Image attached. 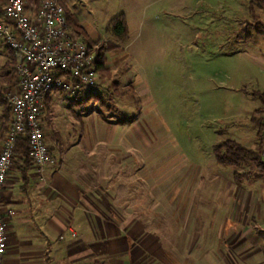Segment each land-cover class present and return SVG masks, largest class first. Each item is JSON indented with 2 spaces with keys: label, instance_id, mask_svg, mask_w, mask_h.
<instances>
[{
  "label": "rangeland",
  "instance_id": "374dc122",
  "mask_svg": "<svg viewBox=\"0 0 264 264\" xmlns=\"http://www.w3.org/2000/svg\"><path fill=\"white\" fill-rule=\"evenodd\" d=\"M63 5L83 34L70 30L85 40L108 42L107 26L120 14L130 29L128 44L109 55L111 80L120 88L96 90L106 107L95 100L72 107V99L61 95L48 108L49 120L63 136L70 173L75 177L85 164L104 165L98 157L103 151L99 144L104 146L101 122L134 117L133 126L106 131L115 134L109 142L113 148L130 153L123 162L125 173L116 169L108 176L113 186L127 185L128 200L143 201L139 209L146 228L160 226L165 236L184 232L192 225L187 219L196 213L206 218V208L216 201V191L208 186L218 177L217 169L224 168L217 165L214 148L227 139L250 146L257 131L250 118L261 106L252 93L264 92V30L257 33L249 1L63 0ZM258 13L264 23V13ZM127 129L128 141H119ZM187 176H195L194 188H185ZM31 230H36L34 224ZM16 233L20 237L21 230Z\"/></svg>",
  "mask_w": 264,
  "mask_h": 264
},
{
  "label": "crops",
  "instance_id": "0c3cea01",
  "mask_svg": "<svg viewBox=\"0 0 264 264\" xmlns=\"http://www.w3.org/2000/svg\"><path fill=\"white\" fill-rule=\"evenodd\" d=\"M248 1L249 16L253 19L250 4L256 0ZM107 68H112L109 61ZM109 81L102 79L99 87L108 93L114 86L120 88V84ZM14 91V54L0 38V147L12 120L6 95ZM60 96L51 97L50 107ZM258 108L250 118L251 123ZM49 112L47 109L46 136L57 158L56 166L46 172L45 181L32 166L26 180L20 170L21 157L17 155L0 197L1 209L14 211V216L7 219L5 264H264V178L251 176L242 182L234 178L236 172L257 173L254 165L226 171L228 168L217 164L224 169H217L218 177L208 186V191H216L217 198L214 206L210 203V210L206 208V218L192 210L193 220L187 219L192 223L191 227L165 236L160 234V226L146 228L140 211L143 201L128 200L130 189L127 185L113 186L114 181L111 182L108 176L116 169H120L121 175L125 173L127 167L123 162L130 153L113 148L109 142L115 134L110 137L106 131L117 132L119 126L129 128L136 119L125 124L122 121L127 120L101 122L97 128L104 131L103 135L99 134L102 136L99 141L104 146L99 144L103 151L98 157L104 165L98 168L85 164V172L76 171L73 177L63 154V136L55 129L54 122L48 124ZM252 125L257 131L250 136V146L239 144L258 150L264 142V133ZM105 126L111 129H105ZM125 133L119 136V141H128V129ZM92 154L91 149L88 152L90 159ZM194 177L185 178V181L188 178L185 188H194ZM34 212L35 218L33 214L26 216ZM31 224L35 225V231H29ZM16 230H21L20 237ZM164 239L170 241L161 243ZM178 239L184 240L182 258L178 257Z\"/></svg>",
  "mask_w": 264,
  "mask_h": 264
},
{
  "label": "built area",
  "instance_id": "2783aa9c",
  "mask_svg": "<svg viewBox=\"0 0 264 264\" xmlns=\"http://www.w3.org/2000/svg\"><path fill=\"white\" fill-rule=\"evenodd\" d=\"M0 38L15 59V91L6 95L12 120L0 147L1 197L22 136L29 138L32 164L42 181L57 164L46 136L47 99L86 97L101 81L92 47L70 30L62 0H43L36 8L26 0H6L0 4ZM12 216L14 211L0 207V264H5Z\"/></svg>",
  "mask_w": 264,
  "mask_h": 264
},
{
  "label": "trees",
  "instance_id": "16d2710c",
  "mask_svg": "<svg viewBox=\"0 0 264 264\" xmlns=\"http://www.w3.org/2000/svg\"><path fill=\"white\" fill-rule=\"evenodd\" d=\"M6 0H0V4H3ZM28 5L38 7L43 0H26ZM63 5V0H62ZM64 6V5H63ZM65 16L67 18L70 28L75 30L79 35H82L81 25L78 20L72 17L67 9L65 8ZM250 10L254 19V24L257 28V33L264 30V23L262 22V16L258 13V10L264 13V0H256L250 4ZM253 23L250 25L253 26ZM250 34V31L247 33ZM106 35L109 38L108 42L101 41H90L86 39L87 43L92 47V52L95 55V69L99 72L101 79L111 80L112 70L107 68L109 61V55L112 53L122 50L129 42L130 29L127 24L124 14H120L113 18L106 29ZM248 39V35L246 36ZM250 39V38H249ZM101 42V44H99ZM254 96L258 97L261 101V107L255 111L256 116L252 117V123L259 127L260 133H264V92L255 91ZM97 92H94L86 97H77L72 99L74 105L84 106L92 101H96L99 106L106 107V101ZM52 98L49 97L46 101L47 109L50 107ZM135 118H131L127 121H122V124L132 123ZM48 124L51 125V121L48 118ZM264 142H262L258 150H252L244 147L243 145L233 141L225 140L219 143L213 150L214 158L216 163L224 168H242L248 165H254L257 169V173L251 174L250 172L241 174L235 173L234 178L237 182H242L244 178L255 176L257 178H264V158L262 156V149ZM15 156L21 157L20 170L24 179H28L29 171L32 164V156L30 151V143L27 135L19 138L14 150ZM16 159V158H15Z\"/></svg>",
  "mask_w": 264,
  "mask_h": 264
}]
</instances>
